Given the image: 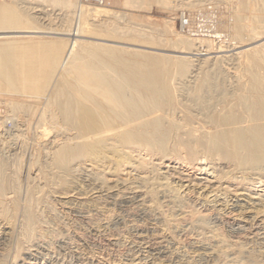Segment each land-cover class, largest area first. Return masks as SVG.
Wrapping results in <instances>:
<instances>
[{
  "label": "bare ground",
  "instance_id": "bare-ground-1",
  "mask_svg": "<svg viewBox=\"0 0 264 264\" xmlns=\"http://www.w3.org/2000/svg\"><path fill=\"white\" fill-rule=\"evenodd\" d=\"M50 1L66 9L61 19L64 30L57 34L61 36L58 37L60 40L51 42L41 40L39 18L31 15L29 9H14L12 5L0 7V95L13 98L7 104L13 116H24V120H19L24 129H14V134L9 132V139L23 147L33 138L35 144L44 146L43 151L31 153L23 178L20 176L24 165L21 154L11 165L0 160V219L17 226L18 232L14 234H17V244L27 250V260L36 261L38 256L50 258L49 251H40L41 246L35 239L36 230L43 222L38 207L45 203L47 185L55 186L66 182L67 178L76 182L83 178L88 184L86 193H104L112 202L118 200L121 207L141 205L145 194L157 202L158 192H162L161 204L170 210V214L167 212L170 222L193 220L199 210L196 207L200 204L185 201L179 193L184 184L204 189L209 194L221 192L222 195L233 194L234 198L246 196L247 200L254 199L260 209H264V0H253L252 3L238 0L240 10L249 12L251 18L244 25L238 13L240 17L236 16L234 26L238 33L236 38L252 44L235 54L239 74L235 72L234 77V73L230 77L218 72V57L204 67L210 58L204 57L209 53L199 54L203 41L194 43L178 36L171 43L175 53L190 57H170L87 41L84 27L80 25L85 17H90V35L95 36L88 39L98 41L104 36L100 29L104 20L116 21L117 15L106 10L83 9L79 0ZM136 4L138 6V2ZM31 10L39 12L35 8ZM76 16L78 25L75 22L73 27L72 17L74 20ZM114 23L106 30L110 38L148 45L163 44L154 41L133 23L126 28ZM199 56L204 58L198 60ZM228 83L235 85L226 88ZM4 123L0 122V126ZM1 144L5 145L6 141ZM33 170L41 176L43 184L29 177V171ZM118 176H123L124 180L121 182ZM159 180H165V183ZM128 181L133 182L130 185L138 184L132 189L134 192L128 196L111 194L121 183ZM174 181L180 185L173 186ZM138 189H143L145 194L135 195L140 191ZM202 219L191 221L185 227L193 230L195 225L203 233L210 228ZM261 227H255L258 231L251 235L264 241V227ZM234 230L241 231L239 227ZM49 234L54 235L52 231ZM42 236H39L41 241L45 240ZM196 237V244L203 252L200 254V251L193 262L184 263L181 255L174 250L167 251V246L149 247L147 253L166 264H264V260L243 250L244 242L251 238L242 237L240 243L233 242L238 243L236 248L214 254L212 247L219 248L218 245L221 247L226 243H214L209 236ZM6 239L0 237V243ZM63 239L61 235L55 236L56 241L48 245L54 247L56 243L58 251L65 250L69 242L65 243L68 240ZM82 239L84 245H93L92 238ZM32 251L34 255H30ZM137 252L127 250L128 256Z\"/></svg>",
  "mask_w": 264,
  "mask_h": 264
},
{
  "label": "rangeland",
  "instance_id": "rangeland-1",
  "mask_svg": "<svg viewBox=\"0 0 264 264\" xmlns=\"http://www.w3.org/2000/svg\"><path fill=\"white\" fill-rule=\"evenodd\" d=\"M126 1L129 3L128 0ZM131 1L128 4L125 2V0H108L107 4L100 6L94 3H86L83 0H79V5L83 9L87 8V9L106 10V11H109L110 13L117 15L118 17L116 21L104 20L105 23H103V25L100 26V29L103 30L105 33L103 32L104 36H101V37L97 36L98 38L100 37V39L101 38L103 39V40L101 39L98 41L88 39V38H93V37L95 38V36L92 37L90 35L92 32L88 25L91 23L89 21L90 17L88 18L85 17V19L82 20V22L83 21L84 22L81 23L80 25L85 28V29L83 28L82 30H83V34H85V37L87 38V41H94L96 43H102L105 45L127 48L132 51L137 50V51H142L146 53H156V54H162V55L165 54L166 56H170V57H174L175 55L176 56L179 55V57H186L187 55L185 54L175 53L176 52L175 49L171 47V43L178 36H180L188 40L194 41V43L195 41L196 42L203 41L201 44L202 48L201 47L199 48V54L209 53L207 56H204V57L210 58L209 61L204 65V67L213 63L214 58L218 57V60L216 63V65H218L217 67L218 72L222 71V73L230 77L233 73L234 74L232 75V77L237 75L235 72L239 74V67L237 66L238 61L236 60L237 58L235 54H237L238 51L240 52L246 46H249V45L251 46L252 43L248 40H242V39L240 40L239 38H236V35L238 34L237 31L234 30V26L236 24L235 22L236 16L241 14V19H242L241 23L244 25L247 24L251 18L249 16L250 15L249 12L244 11L242 9L240 10V7H238L239 6L238 0H197V1L191 0L193 1V3L190 0H188V2L187 0H160V1L159 0H139V1L134 0L132 1V3L134 2L135 7L131 3ZM135 2L136 3L138 2V6ZM184 2H187L186 3L187 5ZM196 2L198 4H195ZM248 2L252 3L253 0H249ZM53 3L54 2L53 1L51 2L50 0H12V1L11 0H0V7L3 5H9V6L12 5L11 7H13L14 9L15 8L29 9L28 12H30L31 15L37 16L39 18L37 25L39 26V28L41 29L40 31L42 32L41 37H40L41 40L46 41V42H51V41L60 40L58 39V37L60 38L61 36L57 34H60L61 30H64L62 28V25H63L62 23L64 22H62L61 19L66 14V9L63 6L59 5L56 2L55 4ZM139 3H141L142 5L140 4L139 6ZM162 3L164 4V6ZM193 4H194V8L192 9ZM180 5L183 7V9ZM142 6H143L142 9H138V8H141ZM185 6L186 8L187 6H190V7L189 9L188 8L186 9L184 8ZM136 7L138 8L136 9ZM33 8H35L36 10H39V12H36L35 10H31ZM183 16L186 19L188 18L190 19L189 20L190 25L185 26L184 29L182 30L181 20ZM77 19H78L77 16L74 20L72 17L73 27L75 25L76 26L78 25ZM75 22L77 24H75ZM114 22L119 23V25L123 28H126L130 26V23H133L135 24L136 27H138L139 29H142L141 31L144 30L143 32L146 33V35H150L152 39L154 38L153 39L154 41L156 42L160 41L161 43L163 42V44L161 45L157 43L158 45H148L144 43H132V42H127L121 39L110 38L107 36L106 30L108 29V27L114 26L115 24ZM84 24L87 27H85ZM95 24H98V23H95ZM104 26H106L105 27L106 29L104 28ZM89 30H90V33L87 35ZM23 40L25 39H20V41H23ZM205 41L207 42L205 43ZM192 52H195V51H192ZM187 57H190V56L188 55ZM204 57L202 56V58ZM197 58L198 60L200 59L202 60L200 56ZM231 69L234 71L231 72L232 71ZM228 84H226L227 85L226 88L228 86L230 87V86L235 85V84H232V85L231 84L228 85ZM11 100H13V98L6 96V95H0V122H5L2 126H0V145L3 146V147L0 146V154H1L0 160H5V162L8 163V165L9 164L11 165V163L13 164V162L15 161V158L17 157V155L21 154L23 158L22 165L23 164L27 165V162L31 156V153L33 152L38 153L39 151L40 152L43 151L44 146L42 147V144L40 145H38L37 143L35 144V140L31 138L27 142V144L23 146L24 147L23 148V147H20V144H18L16 141H11L9 139L10 138L8 135L9 132L14 134V132L16 133L15 130L19 129V127L21 130L24 129L22 124H20L19 122V120L20 121L24 120V116H20L18 118L13 116L10 111L9 105H7L9 104ZM10 116L12 117L13 120L10 119L11 118ZM49 140H51V138ZM2 141L4 142L6 141V144L2 145L1 144ZM10 144L11 146H9ZM18 149L21 150L19 151V153H18ZM24 165L22 166L23 168L20 171L21 172L20 176L22 178L26 176L25 174L28 171L26 165L25 166ZM29 172H30L29 177L34 178L38 184L41 185L44 183L43 179L41 178V176L38 175L36 170H33L32 172L29 171ZM118 177L121 178L120 179L121 182L122 180H124L123 176L122 177L118 176ZM79 180H81V182L80 181L76 182L75 180L73 181V179L71 178L70 179L67 178L66 182L64 181L60 184H56L55 186L51 185L52 187L50 185H47V187L44 190V194L46 197L45 203L41 204L42 206L39 205L38 207L39 209L38 214L42 215L40 216V218L41 217L43 218V219L41 218L43 222L41 221L40 225L38 226L36 230L35 239H37V243H39L38 244L39 246L41 247L43 246L42 248L40 247L41 249L40 251L46 252L43 249L49 251L50 258L46 259L48 257H45L44 259L43 258L40 259V256H38V259L36 261L27 260L28 259L26 255L27 250H24L23 246H20L17 244V240L15 237V235L17 236V234H14L18 232L17 226L16 227L11 226L6 221L0 219V237L7 238L6 241L3 243L4 245L0 243V249H1L0 250V262H2L0 264H22V263L23 264H79V262L77 261L78 259L86 263L88 262V264H100V263L101 264H152V263L153 264H160V263L166 264L163 261H160V260L158 261L157 259H155L156 257L154 258V257L149 256L147 253L149 247L151 248V247L160 246V245L167 246L166 247L167 251H171V250L176 251L179 254V256L181 255L180 257L181 259H183L182 261L184 263L185 261L193 262V260L198 255L202 254L203 252L200 249L199 244L198 243L196 244L197 242L196 240L198 239L196 236L200 238V237H203V235L205 238L206 236L207 237L209 236L208 238L211 241L213 240V242L215 241L217 243H221V245H222V241L226 243V244L223 243L225 246L222 245L221 246L222 248L218 245L220 249L217 247L215 248L212 247V252L214 250L213 252L214 254L215 252L219 253L220 251L222 252L224 250L234 249L236 248L238 243H240V241H243V238L244 239L251 238L250 241H247L246 243L244 242L243 250H245L246 252H250L253 255L255 254L256 257L258 256L257 258L259 259L261 258L260 260H264V241L263 239L252 238L253 236L251 235L252 233H255L256 231H258L254 229L255 227L257 226L264 227V224H263L264 223V209H260L258 202H256L254 199L252 201L251 200L249 201V199L247 200L246 196H241V197L238 196L237 198H234L233 194L222 195L221 192L219 194L218 193L209 194L208 191L204 189H199V188H194V187L193 189L192 187H189L188 185L184 184L183 188L180 189L179 193L181 194L184 200L186 199L185 201L196 202V204H200V206L196 207V209L198 208L199 210L196 212L197 215L195 214V218L193 220H191L190 218L187 219L186 221H182V220L173 221L172 220L171 221L172 223H171L170 216H169L170 210L169 209L166 210V208L163 207L164 204H161L162 200L160 199V197H161L162 192H158V201L153 202L151 198L148 197L144 193L143 189H138V191L139 190L140 191L139 192L136 191L138 193L136 194L134 193L135 195L145 194L144 197L142 196L143 197L142 204L141 205L135 204L133 206L128 204V205L121 207L120 203L117 202L118 200L116 201L117 202L116 204L115 201L112 202L111 199L110 200L107 199V197L104 196L105 195L104 193L102 194L104 197L97 193H92V194L86 193L87 192L86 187L88 186V184L85 182L83 178H80ZM159 181L160 183L162 182L165 183V180H159ZM67 182H72V183L67 184ZM131 182L132 181L130 182L128 181L125 184L121 183V185L118 186V189H114V191L111 192V194L116 195V193H121L120 195L127 194L128 196L131 193V191L134 192L132 189L136 187V185H138L135 183L134 185H130ZM176 184L177 186L180 185L179 183H177V181H174L172 183L173 186H176ZM168 185L170 187V180L168 181ZM121 189H124L125 191ZM105 199H107V201ZM236 201H238V203ZM235 202L237 204H234ZM44 204L46 205V207ZM155 204L156 205L158 204V205L156 206ZM201 206L202 208H200ZM234 206H237V207L235 208ZM163 208H165L166 211H164ZM41 210L43 213H41ZM167 212H169V214ZM160 215L164 216L165 218L161 217ZM165 215H168V216H165ZM200 215L201 217H199ZM202 216H203V219H202ZM200 219L203 220V223L205 224V226H208V228H210L209 230H203V233H202L201 232L202 230H200L199 227L195 225H194L193 230H187L185 225L190 224L191 221L200 220ZM210 226H213V227H210ZM238 227L241 229L242 234H238V232H241V231L237 232L234 230V229H237ZM195 229H196V232L198 233L195 232ZM185 230L187 232H185ZM38 231H40L39 233L41 234V236L43 235L42 239H44L45 237V240H47L46 242L45 240H43L45 244L39 238L40 234L38 233ZM49 231L50 233L52 231V234H54L53 235L54 237L49 234ZM188 231L189 232L193 231V233L191 232L189 233ZM200 233L202 234L200 235ZM58 235H61L64 238L63 240H68L67 242L64 241L65 243L69 242L68 243L69 248L67 246V249L62 250L63 252L57 250L58 244L56 245V243L54 244L55 245L54 247L49 246L51 242L54 243L56 241L54 239H55V236H58ZM46 236L51 237V238L48 239L46 238ZM70 238L73 240V242L69 241ZM82 238L83 239L92 238L93 245H90V246H87L86 244L84 245L80 240ZM50 239L51 240L53 239V240L51 241ZM74 240L78 242H75ZM235 241H237L238 243L236 242L233 244V242ZM171 242L173 243L172 245H170ZM35 243L36 242H34V244ZM18 249H20V251L15 253V251ZM131 249L132 250L135 249V251H138V252L136 254L128 256L127 250H131ZM10 253H12V255ZM30 255H34V251H32ZM182 255H183V258H182Z\"/></svg>",
  "mask_w": 264,
  "mask_h": 264
},
{
  "label": "built area",
  "instance_id": "built-area-1",
  "mask_svg": "<svg viewBox=\"0 0 264 264\" xmlns=\"http://www.w3.org/2000/svg\"><path fill=\"white\" fill-rule=\"evenodd\" d=\"M84 2L86 3H94V4H97V5H100V6H103L105 4H107V1L108 0H83ZM190 19H186L184 16L182 17V20H181V29L183 30L185 26H189L190 25Z\"/></svg>",
  "mask_w": 264,
  "mask_h": 264
}]
</instances>
